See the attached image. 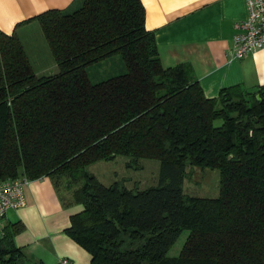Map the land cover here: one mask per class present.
Wrapping results in <instances>:
<instances>
[{"label":"trees","instance_id":"1","mask_svg":"<svg viewBox=\"0 0 264 264\" xmlns=\"http://www.w3.org/2000/svg\"><path fill=\"white\" fill-rule=\"evenodd\" d=\"M36 19L59 70L37 74L21 39L0 30V180L50 177L81 206L65 231L91 264H264V85L206 98L186 68L163 67L142 0ZM116 55L125 70L93 82L87 68ZM119 156L158 159V184L105 185L87 170ZM188 165L219 171L217 197L183 192ZM23 227H3L0 264H42L15 244Z\"/></svg>","mask_w":264,"mask_h":264},{"label":"crops","instance_id":"2","mask_svg":"<svg viewBox=\"0 0 264 264\" xmlns=\"http://www.w3.org/2000/svg\"><path fill=\"white\" fill-rule=\"evenodd\" d=\"M84 1L0 0V30L23 41L37 27L40 14L51 9L70 12ZM142 2L146 27L155 35L163 67L186 68L206 98H217L222 89L232 86L255 92L264 85V47L241 58L233 56L235 25L247 16L246 0ZM51 69L57 72L56 63ZM24 191L26 206L10 210L0 220V237L4 226L21 222L24 227L15 235V244L34 262L61 264L67 259L68 264H91V254L65 231L81 206L65 204L50 177L30 180Z\"/></svg>","mask_w":264,"mask_h":264},{"label":"rangeland","instance_id":"3","mask_svg":"<svg viewBox=\"0 0 264 264\" xmlns=\"http://www.w3.org/2000/svg\"><path fill=\"white\" fill-rule=\"evenodd\" d=\"M80 8V6H79ZM23 44L28 48L27 54L40 75H52L56 72L51 69L55 64L47 42L37 22V27L31 29L27 36L23 37ZM57 69L56 71H58ZM88 73L93 82L118 75L125 70L120 55L94 63L88 68ZM126 156H119L113 161H97L90 164L87 170L95 175L105 185L119 182L128 188L142 190L155 186L159 182L160 161L158 159H140L132 162ZM219 171L211 168H200L188 165L186 177L182 184L183 192L190 196L214 198L219 194ZM61 194L70 197V193L63 188ZM189 234L188 230H182L167 255L178 256Z\"/></svg>","mask_w":264,"mask_h":264},{"label":"built area","instance_id":"4","mask_svg":"<svg viewBox=\"0 0 264 264\" xmlns=\"http://www.w3.org/2000/svg\"><path fill=\"white\" fill-rule=\"evenodd\" d=\"M247 16L235 25L233 56L241 58L264 47V0H246ZM30 180L17 177L0 180V220L12 209L26 206L24 187ZM61 264H68L67 259Z\"/></svg>","mask_w":264,"mask_h":264}]
</instances>
